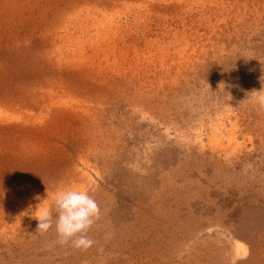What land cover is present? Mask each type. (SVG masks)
<instances>
[{"label": "rangeland", "instance_id": "374dc122", "mask_svg": "<svg viewBox=\"0 0 264 264\" xmlns=\"http://www.w3.org/2000/svg\"><path fill=\"white\" fill-rule=\"evenodd\" d=\"M261 90L264 0H0V264H264Z\"/></svg>", "mask_w": 264, "mask_h": 264}, {"label": "clouds", "instance_id": "9594fccd", "mask_svg": "<svg viewBox=\"0 0 264 264\" xmlns=\"http://www.w3.org/2000/svg\"><path fill=\"white\" fill-rule=\"evenodd\" d=\"M258 93V103L264 107V90ZM53 200L55 217L50 207H39L33 216L38 220L35 231L46 234L54 223L59 244L70 243L81 251L92 248L95 241L88 236V232L101 216V209L93 196L85 190L67 188L55 192Z\"/></svg>", "mask_w": 264, "mask_h": 264}]
</instances>
